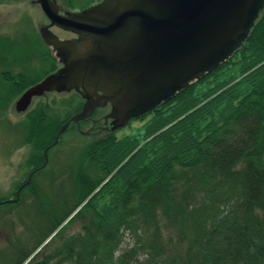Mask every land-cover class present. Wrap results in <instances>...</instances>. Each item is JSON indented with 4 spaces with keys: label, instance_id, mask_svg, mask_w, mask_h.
<instances>
[{
    "label": "trees",
    "instance_id": "1",
    "mask_svg": "<svg viewBox=\"0 0 264 264\" xmlns=\"http://www.w3.org/2000/svg\"><path fill=\"white\" fill-rule=\"evenodd\" d=\"M25 37L0 39V48L19 54L0 66L24 67L46 56L50 69L40 79L16 75L30 87L57 69L48 53L58 58L37 37ZM231 56L241 63L225 80L201 92L191 82L135 117L151 115L142 141L117 142L115 130L93 136L78 154L74 184L44 210L47 230L16 264H264V3ZM37 120L28 134L41 150L58 126ZM67 164L71 177L75 166ZM104 191L109 201L97 208ZM75 219L80 230L64 236ZM126 232L131 247H122ZM56 238L60 243L41 256Z\"/></svg>",
    "mask_w": 264,
    "mask_h": 264
},
{
    "label": "water",
    "instance_id": "2",
    "mask_svg": "<svg viewBox=\"0 0 264 264\" xmlns=\"http://www.w3.org/2000/svg\"><path fill=\"white\" fill-rule=\"evenodd\" d=\"M33 2L48 20L39 35L61 65L23 91L16 112L49 92L75 91L84 101L44 149L42 165L14 198L0 203L18 201L71 122L78 125L95 108L110 105L112 130L122 128L225 60L248 35L264 0H100L64 13L55 0ZM52 26L75 37L60 39Z\"/></svg>",
    "mask_w": 264,
    "mask_h": 264
},
{
    "label": "rangeland",
    "instance_id": "3",
    "mask_svg": "<svg viewBox=\"0 0 264 264\" xmlns=\"http://www.w3.org/2000/svg\"><path fill=\"white\" fill-rule=\"evenodd\" d=\"M34 0H0V39L4 37L22 38L26 34V42L31 37H37L42 43L39 35V28L47 25L48 20L40 7ZM60 8V12H72L82 9L100 0H55ZM50 31L60 39H71L72 34L57 27H50ZM29 43V42H28ZM26 50L31 53L32 48L26 43ZM15 47L4 46L0 48V63L14 62L19 56ZM54 61L55 67H60V63L54 55L48 53ZM26 57V55H24ZM232 56L226 58L220 68L212 70L203 77L193 81V92H201L203 89L217 84L228 78L233 71H237L240 60ZM1 65V64H0ZM50 69V61L46 56L39 58V62H31L24 67L20 63L9 66H0V201L15 197L17 188L26 181L29 173L42 165L44 162V149H36L29 138L30 126L40 124L37 118L45 120L47 128L51 129L55 125L57 131L75 112L79 111L83 104V99L75 91L70 92H49L39 97H34L29 107L23 112H16L15 102L20 95L28 88V85L18 81L16 76L21 73L28 80L40 79L42 74ZM109 111L97 109L88 116L86 121L76 127L72 122L60 134L56 144L47 152V164L31 177L32 185H28L19 193L17 202H5L0 204V264H16L19 256L30 252L34 243L40 239L47 227L41 222L48 210L49 203L58 200L63 192L69 188V184H74L75 172L79 164V153L94 138L92 135L81 134L89 131L91 126L90 118L97 114L101 115ZM151 115L139 118H132L130 122L122 128L114 131L115 141L130 137L142 141L143 133ZM61 123V124H60ZM56 131V133H57ZM55 133V136H56ZM86 135V136H85ZM55 139V137H54ZM53 139V140H54ZM43 155V156H39ZM40 157V158H39ZM68 163V164H67ZM74 165L70 175L65 174V165ZM88 165L85 161L84 166ZM90 165V164H89ZM68 179V180H67ZM109 178L99 183L91 194L100 192L98 189ZM94 183L97 180H93ZM110 190V189H107ZM106 191V190H105ZM100 193L103 197L94 202L95 207L100 208L107 204L110 198L106 192ZM31 193H35V197ZM52 193L53 196L48 194ZM90 194V195H91ZM90 196L87 198L89 199ZM81 222L75 219L67 224L64 236L77 233L80 230ZM60 243V238H56L48 245L41 256L48 253L55 245ZM133 238L131 234L124 233L122 247H131ZM26 260L23 264H29Z\"/></svg>",
    "mask_w": 264,
    "mask_h": 264
},
{
    "label": "flooded vegetation",
    "instance_id": "4",
    "mask_svg": "<svg viewBox=\"0 0 264 264\" xmlns=\"http://www.w3.org/2000/svg\"><path fill=\"white\" fill-rule=\"evenodd\" d=\"M88 6H86V7H88ZM86 7H84V8H86ZM79 10H81V9H79ZM79 10H74V11H79ZM68 33H70V32H68ZM70 34H72V33H70ZM73 37H75L74 34H72V37L71 38H73ZM107 108H109V111L111 110V106L110 105H107L106 107H97V108H95V110L100 109L102 111V110H105ZM109 111H107L105 113L101 112L102 113L101 115H98L97 114L94 118H92V117L90 118V120H91V126L89 128V131H87V133H88L87 135H89V136L90 135H92V136H100V135H103V134H105V133H107L109 131H113L112 130V123H111L112 122V119L109 118V117H106V115L108 114ZM76 127H77V129H79V123H78V126L76 124ZM33 174H32V176H33ZM26 187H27L26 185L23 186L21 188V190L22 189H25ZM21 190H20V192H21Z\"/></svg>",
    "mask_w": 264,
    "mask_h": 264
},
{
    "label": "clouds",
    "instance_id": "5",
    "mask_svg": "<svg viewBox=\"0 0 264 264\" xmlns=\"http://www.w3.org/2000/svg\"><path fill=\"white\" fill-rule=\"evenodd\" d=\"M39 6V5H38ZM130 122V121H129ZM70 125V124H69ZM78 126V125H77ZM88 134V133H87ZM38 168V167H37ZM36 169V168H35ZM42 169V168H41ZM38 170V169H37ZM29 184V183H28Z\"/></svg>",
    "mask_w": 264,
    "mask_h": 264
}]
</instances>
